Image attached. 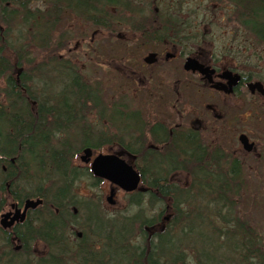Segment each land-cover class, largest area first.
<instances>
[{"label":"trees","instance_id":"trees-1","mask_svg":"<svg viewBox=\"0 0 264 264\" xmlns=\"http://www.w3.org/2000/svg\"><path fill=\"white\" fill-rule=\"evenodd\" d=\"M229 1L232 6L229 13L235 17L237 30H240V27L244 33L264 43V0ZM47 2L48 12L66 5V9L69 8L82 17L92 15L91 11L95 12L101 5L102 8L104 5L123 11L127 10L129 5L127 0H49ZM132 3L142 6L144 10L138 13L143 25L138 27L132 25L131 29L140 31L148 29L144 35L147 40L153 42L166 40L170 44L176 43L182 46L185 55L192 53L189 45L196 43L200 32L199 26L208 18L210 12L206 2L198 0L191 5H188V0L184 3L183 0H130V7ZM14 5L19 6L23 12L15 7L9 8L5 0H0V23L4 26L0 29V211L5 207L6 198L15 200L18 206H21L26 198L43 199L42 205L36 209V212H32L23 224L14 226L8 231L0 229L2 244L5 247H9L11 239H15L20 244V253H26L23 261L17 264H67L72 257L81 259V264H194L193 260L186 259L187 252L181 249L183 245L191 246L192 250H195V264H225L224 262L230 261L235 264L250 263L254 254L249 249L244 253L246 248L243 246L247 244L249 248L253 245L252 241L247 239L249 236L245 237L246 233L253 232L248 223L236 222V227L228 226L231 228L223 225L221 230L215 226L218 229L213 230L208 226L205 217L198 218L197 223L189 220L187 224L181 225H178L176 219H172L166 225L165 234L156 229L154 234L147 236L141 227L151 228L154 219L141 217L137 213L134 217L141 228L138 236L140 241L132 243L128 221L125 218L119 219L118 223H111L110 220L113 218H105L95 202L75 199L71 188L80 174L88 178L90 174L80 172L77 177L74 175L75 170H71V176H67L70 159L79 149L72 148L69 145L71 141L56 140V135L66 132L70 125L75 126L79 120L82 121L83 118H76L74 104L93 102L94 107L97 108L98 102L92 99L95 96L92 88L83 82L73 66L65 62L57 63L46 59L38 65L28 63L24 69L13 65L5 49L16 47L18 52L17 44L24 47L25 37L21 39L18 33H14L22 22L27 20L24 24L34 23L36 20L35 32H38L36 37L42 39L43 45L50 32L45 24V20L50 16L49 13L48 17H41L28 11L26 5L22 3ZM224 14L226 12L221 15L216 14L215 11L213 18L217 16L222 18ZM19 18L22 19L21 23ZM43 19L45 26L41 27L43 24L40 21ZM96 19L93 17L89 21L97 23ZM146 25L149 27H145ZM30 35L33 41L35 36L32 33ZM23 50L19 47L20 53ZM18 65L20 66L19 61ZM38 82L42 83V87L37 89ZM55 84L58 87L52 88ZM102 140L101 137L89 139L86 133L80 138L81 143L88 145ZM106 141L124 142L122 139L109 138H106ZM120 151L130 153V149ZM197 152L200 151L175 148L158 155L152 151L148 165L147 163L134 165L139 169L143 179L148 173L153 176L148 183L158 192L154 191L150 195L151 207L159 206L161 190L168 203L171 202L175 209L180 205L181 199L190 201L189 205H195L196 202L200 204L205 200V193H198L199 197L193 198L185 194L182 188L168 184V181L165 182L164 187H161L160 180L154 178L161 174H171L186 169L188 164L195 165L191 166L192 171L189 169V172L207 174L209 172L207 165L196 163L201 164V154L199 156ZM180 156L184 160L179 161ZM195 158H198L197 161ZM31 169L34 171L33 174L30 173ZM42 178L51 182L52 186L56 184V188L52 189L51 185L44 187ZM30 184L35 186L30 187ZM201 189L202 187L198 188L199 191H202ZM139 197L136 196L133 200L136 206H139ZM69 207H75L77 213L73 214L69 211ZM82 213L87 227L91 226L96 231L103 232L106 223L112 228L109 230L110 234L101 235L103 242H99L98 246L102 245V253H95L98 252L94 250L97 245L87 242L88 235L84 230L80 231V244L70 240V230L78 226L76 219ZM220 213L215 214L219 216ZM175 216H179L178 211ZM127 219L129 220V217ZM232 228H237L238 231L230 234L228 230ZM203 230L215 237V241L209 243L208 250L219 251L210 263L207 257L204 259L199 254L193 241L194 237L201 236L196 231ZM35 243L44 245V253L37 255L30 250ZM1 252L5 256L3 257L5 261L0 260V264H14L13 256L16 253L9 250V255L6 250ZM260 260L264 263V255Z\"/></svg>","mask_w":264,"mask_h":264},{"label":"rangeland","instance_id":"rangeland-1","mask_svg":"<svg viewBox=\"0 0 264 264\" xmlns=\"http://www.w3.org/2000/svg\"><path fill=\"white\" fill-rule=\"evenodd\" d=\"M3 1V0H1ZM9 8L15 7L21 13L23 10L14 4L26 5L28 11L35 13L41 17H49L45 20L47 30L49 34L45 41V45L41 42L40 37H36L38 32L36 27V20L34 23L27 22L24 24L20 19L21 26L14 33H18L19 38L25 37L23 43L18 45V52L16 47L6 48L8 58L13 62V65L17 68H26L28 63L35 65L42 64L44 60L49 59L57 63H67L73 66L83 82L87 83L95 93L92 97L94 101H97V108L94 107L93 102L82 104H74L76 118L79 120L75 126H69V130L56 135V140L71 141L70 146L73 148V141L80 140L84 135L83 132L88 131L89 137H113L114 139H123L125 142L130 140V114H140L142 118H148L149 120H162L168 119L167 116L175 119L176 122L189 125L192 117L188 116L182 121L179 120V116L175 114L176 105L171 100L164 102H147V100H140L138 97L139 92L147 93L146 90L148 84L164 83L166 86H176V81L182 78L181 65L185 57L189 56L196 58L203 63H211L217 61V64L226 68H235L246 73L247 76L253 80H259L264 84V43L258 42L252 36L244 33L243 30H237V22L234 21L235 17L229 13L232 9L229 0H198L200 2H206L209 9L208 18L199 26L198 38L196 43L190 44L192 53L185 55L182 46L178 44H170L164 40L162 42H153L145 38V33L148 29L133 30L130 27L142 26V22L139 20L141 16L138 13L142 12L143 7L138 6L135 3L131 4L130 0H127L128 9L118 10L113 7L104 6L102 8H96L95 12L88 17L78 16L71 10L66 9V5L54 10H50L47 1L49 0H5ZM187 0H183V3ZM195 0H188V5L194 3ZM11 3V4H10ZM231 8V9H230ZM221 14L226 12L222 18L218 16L214 17V14ZM22 17V15H20ZM56 16V18L54 17ZM131 16V17H130ZM37 17V16H36ZM97 18L95 22L89 21L92 18ZM38 19V18H37ZM212 19V20H211ZM203 21V20H202ZM44 23V19L42 21ZM43 24L41 27H44ZM33 25V26H32ZM3 25L0 23V29H3ZM145 27H149L146 25ZM236 27V28H235ZM43 29V28H42ZM131 31H139L141 33H131ZM158 31V30H157ZM35 36L33 41L30 39L31 35ZM13 40H11L12 42ZM22 42V41H21ZM49 43V45H48ZM55 45V46H54ZM26 46V47H25ZM19 47L24 49L22 53L19 52ZM184 47V46H183ZM57 48V49H56ZM55 50V51H53ZM150 52H159L160 61H164L165 53L174 55V57L168 60L167 63L158 65L145 66L143 63V57ZM16 53V54H14ZM240 53V54H239ZM20 62V66L18 65ZM49 61H46L48 63ZM71 81V79H70ZM147 84V85H146ZM41 82H38V88L42 86ZM146 85V88L144 87ZM53 87H58L57 84ZM142 87V88H141ZM199 88V87H197ZM204 92L200 89V93ZM202 94V93H201ZM198 90H192V98L198 100ZM204 98V97H201ZM257 99H249L246 95V109L250 111V104L252 107H257V110L262 112L263 117L257 119L247 117L245 122L234 123L238 113V101L234 99H215L213 104L217 107L218 112L227 113V122L230 123L231 133L229 150L234 151L237 145V138L235 137L237 132H243L249 137L261 141V145L256 148V151L260 153L261 163L263 169L259 172L260 168L256 163L260 159L254 158L252 155L242 156L241 159L246 163L247 167L253 172L257 173L260 178V174H264V103H259ZM198 108V110H200ZM200 119L206 123V117L200 114ZM223 121L210 118L208 120L209 127L213 129H219ZM235 124V125H234ZM234 125V126H232ZM135 135V134H134ZM116 146H112L113 149L98 150L99 152H120ZM75 154V153H74ZM124 158L131 164L132 159L130 157ZM74 165L82 167V163L78 157L73 159ZM188 172V170H186ZM33 169L30 173L33 174ZM189 173V172H188ZM260 173V174H259ZM44 176V175H43ZM261 179V180H260ZM245 179V181H239L243 183L242 190L237 191L238 197H233V201L239 207L242 202L246 211L232 214V217L238 220V223H248L252 227L259 228V234L263 239L262 253L264 254V178ZM44 187L51 185L52 189L56 188V184L52 186L51 182L41 179ZM36 184V183H35ZM35 184H30V187ZM107 183H100L96 185L91 184V180L88 177L80 176L74 184L75 199L94 200L99 202L101 207V213L105 218H113L111 223H118L119 219L125 218L128 221L129 210L132 206H128L127 196L125 193L119 191L115 198V204H108L105 200L108 195ZM245 187V192H244ZM261 190V192H259ZM5 207L0 211H8L10 205L15 203L12 199L6 198ZM138 210L130 215V218L139 213L141 217L152 218V216H146L145 210L137 206ZM156 209L159 207H150V209ZM142 210L141 212L139 210ZM143 214V215H142ZM125 220V221H126ZM207 221V217H205ZM78 226L72 228L71 241L80 244L81 240L76 236L77 233L84 230L88 237L87 242L97 246L94 249L95 253L102 251V245L98 246L99 242L102 243L101 235L110 234L112 229L108 224L105 225V231L98 232L94 228L87 227L84 214L82 213L76 219ZM135 222V228L137 223ZM195 223V222H194ZM209 224V223H208ZM212 225V224H210ZM210 227L211 229L221 230V225L215 223ZM218 227V228H215ZM104 228V227H103ZM1 229V228H0ZM8 231V230H7ZM238 229L232 228L228 232H237ZM98 232V233H97ZM134 232V231H133ZM200 233L199 238L194 237L193 241L195 247H197L199 254L205 259L207 257L210 263L216 255L218 250H208L209 243L215 241L213 234L206 231H196ZM135 234V232H134ZM2 241V235L0 234V260L5 261L3 253L1 251L6 250L16 253L13 256L14 264L22 262L26 253H20L19 249L15 250V246H19L16 240H11L9 247H5ZM86 243V242H85ZM194 248V247H193ZM182 250L187 252L186 259L196 261L195 250H192L191 246H182ZM32 252L37 255L44 253L45 247L41 243H35L30 248ZM102 253V252H101ZM9 255V253H8ZM12 258V256H9ZM67 264H81L82 261L78 257L69 258ZM207 262V261H206ZM225 264H235V262H224ZM2 264V263H1ZM13 264V263H12ZM243 264V263H242Z\"/></svg>","mask_w":264,"mask_h":264},{"label":"flooded vegetation","instance_id":"flooded-vegetation-1","mask_svg":"<svg viewBox=\"0 0 264 264\" xmlns=\"http://www.w3.org/2000/svg\"><path fill=\"white\" fill-rule=\"evenodd\" d=\"M96 3V2H95ZM130 4V2H129ZM144 10V9H143ZM131 33H141L139 31H131ZM156 54V62L152 65H158L162 63H167L168 60L172 59L174 55H171L169 58H165L164 61H160L159 56L161 53L154 52ZM186 58V57H185ZM196 59V58H194ZM198 62L203 64L204 66H208L213 70L211 74V82L205 77V74H202L198 71H186L183 69V62L181 65V72L183 73L182 78L177 79L176 86H166L164 83H155V84H146L144 87L148 92L143 93L142 90L139 92L138 97L140 100H147V102H164V101H172L175 103V114L179 116V120L182 121L186 119V117H192V120L189 125H184L183 123L176 122L175 119L171 118V116H167L168 119L162 120H149L147 117L142 118L140 114H130V140L127 142L122 141H106V138L114 139L113 137H101L102 142H93L90 145L81 143L80 140L73 141V148L79 149L73 155V158L70 159L68 176H71V170H75V174L77 177L80 172H88L89 180H91L92 185H96L97 183H107L108 195L105 200L110 205L112 201L115 204V198L117 196V192L121 191L125 193L127 196L128 206H136V203L133 202L136 196L139 197V206L143 203L145 195L148 196V205L150 204V195L152 192L158 190L153 189L148 183L149 179L153 176L151 173L145 174V179L142 178L139 169H136L134 165L149 164L151 160V152H155L158 155H163L165 152L178 149H197L200 152H197L200 157V163L196 162L199 165H207L209 172L207 174H194L189 172V169L192 171L191 166H195L194 164H188L186 169L177 170L171 174H161L158 175L157 178L160 180V186L164 187L165 182L168 181V184L176 187L182 188L185 191V194H189V196L193 198H198V193H205L206 198L199 202L195 203V205H189L190 201H186L181 199L180 205L175 209L174 206L171 205V202L168 203L166 198L163 196V190L160 191V202L159 208L155 209L154 216L148 219H154V224L151 228L143 226L141 227L143 231L147 234V236L154 234L157 230L161 233L165 234L166 225L171 222L172 219H176L178 225L187 224L189 220L195 221L197 223L198 218L203 219L207 217L208 226L214 227L215 223H218L222 227L229 225L236 227L237 219L232 217V214L240 213L241 211H246L243 207L242 202H240L239 207L234 203L233 197H238L239 193H236L239 190H242L243 183L241 184L239 181H245V179H256L264 178V174H260V178L257 173L253 172L249 169L246 163L241 159L242 156L252 155L256 159H260V153L256 151V148L261 145V141H257V139L253 137H249V134L243 132H237L235 137L237 138L236 149L232 152L229 150V142L231 133L230 123L227 122V113L218 112L217 107L213 104L215 99H234L238 101V119H235L236 122H245L247 117L254 116L257 121L262 118V112L257 110L256 104L255 107H252L250 104L249 108L246 109V95L248 94L249 99H257L264 103L263 97L258 92H250L247 88V84L249 82L257 81L253 80L251 77L247 76L241 70H236L235 68H226L219 64L217 61H213L211 63H203L196 59ZM184 61V60H183ZM145 64V66H150ZM225 70H230L232 74H237L239 79L235 85L231 87V92L225 93L224 90L215 89L211 85H215L216 83H221L229 88L228 80L222 77V74ZM259 81V80H258ZM199 87V88H197ZM142 88V87H141ZM200 89H203L204 92ZM192 90H198V97H200L197 101L192 98ZM204 97V98H201ZM198 110V108H200ZM200 114H203L206 117V123L200 119ZM210 118L216 119L218 121H223L220 125L219 129H213L209 127L208 120ZM242 124V123H239ZM235 125V124H234ZM232 125V126H234ZM86 131V137L89 139H94L96 137H89ZM83 133V134H85ZM135 134V135H134ZM240 134H245L248 138L249 142L253 143L252 150L250 152L245 151L242 148V145L238 141V136ZM123 140V139H122ZM93 146V147H92ZM95 146V147H94ZM112 146H116L118 150L130 149V153L124 152H99L98 150L105 149H113ZM115 147V148H116ZM84 148L91 149V157L88 163H82V167H77L74 165L73 159L75 157L79 158L80 154ZM116 154L120 158L126 160L124 158L130 157L132 162L130 165L138 172L140 176V181L138 187L134 191H125L120 187L112 184L110 181L102 178L94 177L90 171V162L93 158L99 154ZM141 156H143L141 158ZM141 158V161H140ZM198 158H195L197 161ZM184 160L182 156L179 157V161ZM204 164V165H203ZM257 167L260 168L259 172L263 169V165L261 163V159L256 163ZM188 169V172L186 171ZM234 171V172H232ZM79 179V178H78ZM261 180V179H260ZM198 181L203 182L204 184L198 183ZM197 182V183H196ZM76 183V182H75ZM74 183V184H75ZM160 187V188H161ZM202 187V191H199L198 188ZM205 187L207 189H205ZM242 188V189H241ZM74 185L71 188V192H74ZM245 192V187H244ZM261 192V190H259ZM163 196V197H162ZM98 209H101L102 205L99 202H96ZM189 203V204H188ZM151 206L149 205V208ZM219 210V211H215ZM176 211L179 212V216L176 217ZM186 212H189L188 215H184ZM221 212V213H220ZM215 213H220V215H216ZM135 217H131L129 215V234L130 241L132 243H138L140 241L139 233L141 228L137 223V228H135ZM212 224V225H210ZM247 224H245L246 226ZM250 228L253 229V232L246 233L248 240L252 241V246L248 248L247 244L243 245L246 250V253L249 249L254 254V257L249 261L250 263L246 264H264L261 262L262 253V245L263 239L261 235L258 233L259 228L252 227L251 224H248ZM231 228V227H228ZM72 229V228H71ZM157 229V230H156ZM237 229V228H236ZM245 230V229H244ZM135 234H134V232ZM246 232V230H245ZM81 233V232H79ZM78 234V233H77ZM77 237H81L78 236ZM246 240L244 239V243ZM79 264V263H78Z\"/></svg>","mask_w":264,"mask_h":264},{"label":"water","instance_id":"water-1","mask_svg":"<svg viewBox=\"0 0 264 264\" xmlns=\"http://www.w3.org/2000/svg\"><path fill=\"white\" fill-rule=\"evenodd\" d=\"M171 55L166 53L165 58H169ZM145 64H153L156 62V54L154 52L148 53L144 58ZM183 69L186 71H198L205 74V77L211 82V74L213 72L208 66H204L196 59L192 57H186L183 62ZM222 77L228 80L229 88H226L224 84L216 83L211 85L215 89L224 90L225 93L231 92V87L235 85L239 79L237 74H232L230 70H225ZM247 88L250 92H258L264 99V86L259 81L249 82ZM238 141L242 145V148L250 152L253 147V143L248 141L245 134L238 136ZM91 157V149L84 148L80 155V160L84 163H88ZM90 171L94 177L102 178L110 181L112 184L120 187L125 191H134L138 187L140 176L137 171L128 164L124 159H121L114 154H97L90 162ZM42 204L41 198H26L23 201L22 207H19L16 203L10 205V209L0 214V227L3 230L10 229L15 224L22 223L25 219L28 209H36ZM80 236V233L77 234ZM20 247L15 246V250Z\"/></svg>","mask_w":264,"mask_h":264},{"label":"clouds","instance_id":"clouds-1","mask_svg":"<svg viewBox=\"0 0 264 264\" xmlns=\"http://www.w3.org/2000/svg\"><path fill=\"white\" fill-rule=\"evenodd\" d=\"M140 207H142L145 210L146 216H152L155 212L154 208H152V209L149 208L147 195H145L143 203L140 205ZM137 210H138L137 206L133 205L131 207V209L129 210L128 214L131 215L132 213H135Z\"/></svg>","mask_w":264,"mask_h":264},{"label":"bare ground","instance_id":"bare-ground-1","mask_svg":"<svg viewBox=\"0 0 264 264\" xmlns=\"http://www.w3.org/2000/svg\"><path fill=\"white\" fill-rule=\"evenodd\" d=\"M68 176V174H67ZM24 201V200H23ZM23 204V203H22ZM22 207V206H21ZM37 209V208H36ZM36 209H28L27 212H26V216H25V219L22 223H18V224H15V226H18V225H21L23 224L26 219L28 218V216L32 213V212H36ZM69 211H71L73 214H76L77 213V209L75 207H69ZM13 240V239H11ZM86 246H90L89 244H85Z\"/></svg>","mask_w":264,"mask_h":264}]
</instances>
